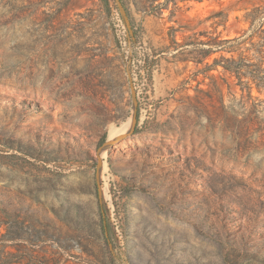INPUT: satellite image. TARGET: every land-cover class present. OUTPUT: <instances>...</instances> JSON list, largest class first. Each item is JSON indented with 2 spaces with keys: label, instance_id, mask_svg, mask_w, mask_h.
<instances>
[{
  "label": "rangeland",
  "instance_id": "rangeland-1",
  "mask_svg": "<svg viewBox=\"0 0 264 264\" xmlns=\"http://www.w3.org/2000/svg\"><path fill=\"white\" fill-rule=\"evenodd\" d=\"M261 5L0 0V264H264V86L183 48Z\"/></svg>",
  "mask_w": 264,
  "mask_h": 264
},
{
  "label": "trees",
  "instance_id": "trees-1",
  "mask_svg": "<svg viewBox=\"0 0 264 264\" xmlns=\"http://www.w3.org/2000/svg\"><path fill=\"white\" fill-rule=\"evenodd\" d=\"M138 10L144 13L160 12L171 4L178 7V3L184 0H131ZM201 1V0H200ZM251 24L249 29L242 35L233 38H221L220 36H210L207 40H189L183 46L193 58L198 61L215 52H227L230 55L222 54L220 58H215L216 64H222L224 68L237 76L240 82L243 78L252 80L258 86H264V56L254 59L256 53H264V5L254 8L250 13ZM260 35L262 40L254 41L256 35ZM263 34V35H262ZM249 42V46H246ZM254 50L252 55L247 52ZM233 53H238L236 57Z\"/></svg>",
  "mask_w": 264,
  "mask_h": 264
},
{
  "label": "bare ground",
  "instance_id": "bare-ground-1",
  "mask_svg": "<svg viewBox=\"0 0 264 264\" xmlns=\"http://www.w3.org/2000/svg\"><path fill=\"white\" fill-rule=\"evenodd\" d=\"M134 123H135V118L130 117L125 123H123L122 126L111 128L109 132L108 140L105 146H103L104 149H102L103 150L102 155H105L109 147L113 143H115L118 139L122 138L125 134L131 133L134 127Z\"/></svg>",
  "mask_w": 264,
  "mask_h": 264
}]
</instances>
